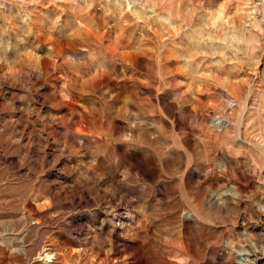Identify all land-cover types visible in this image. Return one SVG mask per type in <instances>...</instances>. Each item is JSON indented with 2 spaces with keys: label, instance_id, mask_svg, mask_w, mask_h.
I'll return each mask as SVG.
<instances>
[{
  "label": "rangeland",
  "instance_id": "obj_1",
  "mask_svg": "<svg viewBox=\"0 0 264 264\" xmlns=\"http://www.w3.org/2000/svg\"><path fill=\"white\" fill-rule=\"evenodd\" d=\"M252 249L264 0H0V264Z\"/></svg>",
  "mask_w": 264,
  "mask_h": 264
},
{
  "label": "bare ground",
  "instance_id": "obj_2",
  "mask_svg": "<svg viewBox=\"0 0 264 264\" xmlns=\"http://www.w3.org/2000/svg\"><path fill=\"white\" fill-rule=\"evenodd\" d=\"M224 121H225L224 119H220L217 122H224ZM261 251L260 250H257V249H252L250 251L240 250V251L237 252V263L238 264H264V258H263V254H262ZM43 254H45V253H43Z\"/></svg>",
  "mask_w": 264,
  "mask_h": 264
}]
</instances>
